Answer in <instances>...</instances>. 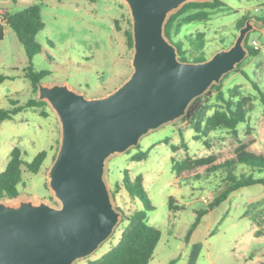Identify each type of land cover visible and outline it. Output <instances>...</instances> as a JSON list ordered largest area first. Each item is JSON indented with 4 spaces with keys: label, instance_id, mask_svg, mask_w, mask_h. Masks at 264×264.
Masks as SVG:
<instances>
[{
    "label": "rangeland",
    "instance_id": "374dc122",
    "mask_svg": "<svg viewBox=\"0 0 264 264\" xmlns=\"http://www.w3.org/2000/svg\"><path fill=\"white\" fill-rule=\"evenodd\" d=\"M4 9L16 12L33 3L41 5L44 28L35 41L41 51L31 59L36 71H46L40 83H66L70 88L94 98L117 88L132 71L133 46L127 44L126 31H131L127 4L122 0H0ZM210 19L183 25L173 40H183L187 61L202 54L206 59L216 51L228 48L238 35V25L247 19L264 17V0H221ZM243 23V24H244ZM203 34L204 44L193 48L188 42ZM247 45L258 50L248 55L238 67L218 83L225 97L233 101L243 98L245 121L237 124L236 133L224 127L196 132L181 117L144 134L136 146L114 153L105 161L103 179L113 206L121 212L113 233L89 256L74 264H87L114 247L120 240L128 216L134 209L145 212L146 220L161 232L149 264H260L264 261V186L252 185L232 192L226 200L209 209L225 188V168H214L234 158L241 146L264 158V106L252 84L264 89V23L248 33ZM28 65L25 51L13 31L0 41V109L23 106L37 99L23 68ZM246 74V76L244 75ZM248 76V77H247ZM252 80V81H251ZM206 93V92H205ZM204 93V94H205ZM202 94V95H204ZM233 95V96H231ZM210 102L206 115L217 107ZM46 113L42 116L40 111ZM198 136V138H197ZM60 124L50 105L23 108L10 118L0 120V172L5 168L10 151L17 147L21 158L30 162L39 152L46 155L36 174L22 173L18 185L19 199L44 200L53 207L59 202L48 188V171L56 156ZM144 152L142 159L137 155ZM200 158L210 161L198 166ZM188 161L180 173L174 163ZM125 172L130 181L141 176L147 202L146 210L137 196L125 189ZM250 173V168L237 165L233 174ZM264 176V173H262ZM173 198L170 208L169 198ZM205 200V201H204ZM9 202V199H0ZM200 211L196 227L192 224Z\"/></svg>",
    "mask_w": 264,
    "mask_h": 264
},
{
    "label": "water",
    "instance_id": "95a60500",
    "mask_svg": "<svg viewBox=\"0 0 264 264\" xmlns=\"http://www.w3.org/2000/svg\"><path fill=\"white\" fill-rule=\"evenodd\" d=\"M131 18L130 75L106 95L88 98L66 83L37 84L60 124L48 171L58 207L44 200L0 201V264H74L109 238L120 221L103 179L105 161L147 132L182 117L190 103L249 55L245 40L262 22L247 19L234 42L203 61L179 59L165 35L169 15L187 2L122 0Z\"/></svg>",
    "mask_w": 264,
    "mask_h": 264
},
{
    "label": "trees",
    "instance_id": "16d2710c",
    "mask_svg": "<svg viewBox=\"0 0 264 264\" xmlns=\"http://www.w3.org/2000/svg\"><path fill=\"white\" fill-rule=\"evenodd\" d=\"M223 5L221 0L187 2L169 15L164 31L165 35L177 46L179 59L187 61L184 57V50H182L183 40L174 41L173 36L178 34L180 28L185 24L209 20L211 13ZM258 20L264 23V17ZM243 23L244 21L238 25V28ZM6 28L14 32L25 51L28 65L23 68V77L30 81L33 91L36 92L37 84L48 74L46 71H36L31 64L32 57L41 51L40 45L35 41L37 32L44 28L41 5L33 3L16 12L4 9L0 13V41L5 37ZM125 35L128 46L132 48L131 31L127 30ZM247 40L248 36L245 40V46L249 50V55H257L258 50L248 46ZM188 42L193 48H201L204 44L203 34L198 33L195 39H189ZM205 59L202 54L192 57V61H203ZM244 75L246 76L245 73ZM6 79L10 80L13 78L0 75V82ZM252 84L259 95L260 102L264 106V89H260L254 81H252ZM213 99L221 104H217L214 111L210 115H206V111L209 109L210 102ZM244 101L243 98L233 101L231 97H225L221 86L212 84L204 95L195 98L190 103L181 118L185 119L197 133H204L218 127H224L232 133H236L237 124L245 121ZM45 106H47L45 101L32 98L23 106H17L12 109L1 108L0 120L10 118L12 114L21 111L23 108L31 107L39 109ZM40 113L42 116H46V113L42 110ZM45 155L46 152L41 151L30 162H27L21 158L20 149L14 147L10 151L5 168L0 172V199L17 198L19 195L18 185L23 181L22 173L30 172L36 174L42 165ZM144 156V152H141L137 155L136 159H142ZM209 161V159L200 158L195 163L200 166ZM188 165L187 160L174 163L173 169L180 173L184 168H188ZM237 165L249 167L250 173L236 176L233 172ZM214 168L226 169V176L224 177L225 188L208 205L209 209L217 206L220 202L226 200L232 192L242 187L256 184L264 186V176H262V173H264V158L245 151L244 146L238 148L234 158L228 159ZM141 180V176H137L133 181H130L128 174L125 172L123 185L133 199L137 196L144 203L146 210H152L153 206L147 202L146 191L142 186ZM169 205L170 208L178 209L177 206L173 205V198L171 197L169 198ZM204 213L205 211L198 213L188 233L196 227L201 215ZM123 220L127 221V225L123 229L119 242L100 258L89 261L87 264H148L151 261L155 247L161 237L160 230L147 222L145 212L142 210L134 209L128 216H124ZM260 264H264V261Z\"/></svg>",
    "mask_w": 264,
    "mask_h": 264
},
{
    "label": "crops",
    "instance_id": "0c3cea01",
    "mask_svg": "<svg viewBox=\"0 0 264 264\" xmlns=\"http://www.w3.org/2000/svg\"><path fill=\"white\" fill-rule=\"evenodd\" d=\"M5 4H7V3H4L3 1H0V10H1V6H4ZM9 31H11V30L9 28H6V30H5V36L9 33ZM186 264H188V263L186 262Z\"/></svg>",
    "mask_w": 264,
    "mask_h": 264
},
{
    "label": "built area",
    "instance_id": "2783aa9c",
    "mask_svg": "<svg viewBox=\"0 0 264 264\" xmlns=\"http://www.w3.org/2000/svg\"><path fill=\"white\" fill-rule=\"evenodd\" d=\"M205 201V200H204Z\"/></svg>",
    "mask_w": 264,
    "mask_h": 264
}]
</instances>
